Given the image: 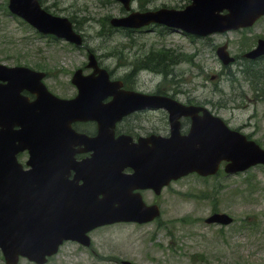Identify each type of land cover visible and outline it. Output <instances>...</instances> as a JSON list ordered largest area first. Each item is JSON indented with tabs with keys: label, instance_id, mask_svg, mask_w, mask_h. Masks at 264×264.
<instances>
[{
	"label": "rangeland",
	"instance_id": "374dc122",
	"mask_svg": "<svg viewBox=\"0 0 264 264\" xmlns=\"http://www.w3.org/2000/svg\"><path fill=\"white\" fill-rule=\"evenodd\" d=\"M1 1L0 62L8 65L45 62L56 74L47 83L59 95L72 94L71 72L84 66L86 55L67 48L63 50L58 42L40 37L33 28L6 13ZM45 1L57 14L73 13L88 46L100 55L104 65L116 68L117 73L123 71L116 66L118 62L126 63L135 56L133 61H136L138 52L144 47H166L186 57L189 52L192 59L173 63L172 76L168 80L163 82L160 74L141 71L138 86L154 90L159 85L162 91L167 90L178 99L193 96L192 99L207 101L206 104L230 127L257 139L264 147V97L251 95L241 72V54L255 44L256 38L264 37V17L244 31L214 33L206 38H189L175 30L133 32L130 37L114 31L100 38L96 36L99 22L104 21L105 15L120 13L117 2ZM139 1L146 7L183 2ZM137 5L138 0L132 2L133 8ZM223 41L228 42V51L236 56L235 62L228 66H222L215 53V46ZM259 66L264 68V61H260ZM144 195L146 201L159 203V219L142 225L119 223L97 228L89 233L93 249L101 255H116L136 264H264V169L261 167L230 175L221 170L206 180L191 174L172 181L158 196L149 191H144ZM215 195L217 209L234 218L231 224L204 222V217L213 209ZM20 263L34 264L25 259ZM0 264H4L1 253ZM45 264L120 263L98 259L74 241H66Z\"/></svg>",
	"mask_w": 264,
	"mask_h": 264
},
{
	"label": "water",
	"instance_id": "95a60500",
	"mask_svg": "<svg viewBox=\"0 0 264 264\" xmlns=\"http://www.w3.org/2000/svg\"><path fill=\"white\" fill-rule=\"evenodd\" d=\"M199 1V0H198ZM200 3L205 5V2L202 0ZM237 7L240 8V12L242 16L246 19H238L235 20L231 18L229 26H237L239 24H246L251 22L257 15L264 12V0H238ZM212 3L210 7H213ZM10 7L15 10L17 13L24 16L28 19L32 24L36 25L39 29L45 32H54L57 35H63L67 38L75 39L76 37L71 33L69 28V23L62 18L50 17L40 10H38L35 0H11ZM209 8H204V13L207 14ZM154 18L158 19L157 15H153ZM164 21V20H163ZM168 23L178 24L187 26V22L181 21H172L169 19H165ZM213 28V27H212ZM12 69H5L0 67V77L11 79ZM9 73V74H8ZM9 75V76H8ZM83 91L81 87L80 93ZM80 99L84 98V92L81 93ZM62 105H69L66 103H62ZM12 102L9 103H0V117H7L11 115L13 109ZM62 110L66 109V106H60ZM84 107L82 105H74L68 108L67 110L60 112L57 114L59 121H61V130L66 131V122L73 117H76V112L83 110ZM9 111L5 113L3 111ZM26 118H30L31 124H35L36 131H42L47 133H53L60 131L56 125V111L47 107L46 114H44L40 119H37L33 114H26ZM103 122V121H102ZM217 123L219 128L223 129V133L221 136H215V134H211L213 131H216L218 127L215 125ZM105 124H109V119L105 120ZM40 126V129H39ZM199 128H207L205 130V134L208 135L211 131V135L206 139V147L203 152H197L193 150L189 146V138L182 139V143H175L172 147L169 154H159L156 158L157 164H166L171 166L176 164H183L192 156L186 155V151L183 149V143L188 151H195L192 154L195 157V161L202 159L206 153L209 156L210 164L213 166L220 158H226L231 160L226 167V169H237L243 168L249 164L261 161L264 162V151L260 149L257 145H255L252 141H245L244 138L234 131H227L219 120H214L209 123L207 122H197L196 130ZM1 138H6L7 133L4 132ZM3 157L0 154V159ZM168 158V160H167ZM138 163H140L139 159H135V157L131 155H125L118 159H114V153H110L106 155L105 160L101 163L96 162L94 165H91L88 173L92 180H103L107 177V175L111 174L110 172L113 170H119L125 165H133L136 168H141ZM188 166V165H187ZM69 163L67 161V155L65 152L62 153V168L59 172L58 177L56 178L55 169L52 168L47 170L46 174H43L42 184H41V195H45L49 193V190L56 189L55 182L60 180L59 188L66 189L68 187V182L64 179L65 174L68 170ZM173 170H167L170 173ZM138 174L141 175V171H138ZM33 176H35L33 174ZM2 183L8 185L9 181L6 173H2L1 176ZM25 181H32V175L27 174L22 178ZM58 186V185H57ZM91 188V184L86 183L82 192H87V189ZM7 189L1 188L0 190V242L3 246L11 245L13 250H20V246L23 240L28 236V233L24 236L23 231L21 230L18 233L13 234L9 228H11L14 221L15 226H24V216L23 214H18V208L10 202L7 196ZM4 196V197H2ZM26 202L22 200V204L24 205ZM111 201L106 204L110 205ZM103 210L99 208L96 203H85L78 207H72L67 202H63L61 204V213L59 216L55 217H46L41 221L40 229L37 231L35 237L36 238H45L49 245L45 244L42 249H40V254L47 253L50 251V248L55 246V244L60 240L62 234L65 232H71V230L76 228L75 219L77 216H85V217H96L101 216ZM119 211L122 213L123 218H136L132 215L131 204L130 203H122ZM12 212H15L17 215H13ZM223 218V217H221ZM14 243V244H9ZM9 250H7V253Z\"/></svg>",
	"mask_w": 264,
	"mask_h": 264
},
{
	"label": "trees",
	"instance_id": "16d2710c",
	"mask_svg": "<svg viewBox=\"0 0 264 264\" xmlns=\"http://www.w3.org/2000/svg\"><path fill=\"white\" fill-rule=\"evenodd\" d=\"M157 64L161 67L162 66V68L163 67H165L166 65H167V60H166V57H163V56H161V55H159L158 57H157ZM249 74V76H250V79H252V82H254V83H258V82H260V80H261V83H259V84H257V85H255V86H253L254 88H256V89H261V91L262 92H264V82H263V80L261 79V76L262 75H259L258 73H254V74H250V73H248Z\"/></svg>",
	"mask_w": 264,
	"mask_h": 264
},
{
	"label": "flooded vegetation",
	"instance_id": "af4514ba",
	"mask_svg": "<svg viewBox=\"0 0 264 264\" xmlns=\"http://www.w3.org/2000/svg\"><path fill=\"white\" fill-rule=\"evenodd\" d=\"M22 95L26 96L28 99H32L34 97L33 94H31L30 92L26 91V90H22ZM187 123L188 120L184 119L182 121V129H185L187 127ZM143 135H148V133L143 132ZM17 160L24 166L25 165V161H26V157H27V150H20L17 152L16 154Z\"/></svg>",
	"mask_w": 264,
	"mask_h": 264
},
{
	"label": "bare ground",
	"instance_id": "6f19581e",
	"mask_svg": "<svg viewBox=\"0 0 264 264\" xmlns=\"http://www.w3.org/2000/svg\"><path fill=\"white\" fill-rule=\"evenodd\" d=\"M193 175V174H192Z\"/></svg>",
	"mask_w": 264,
	"mask_h": 264
}]
</instances>
